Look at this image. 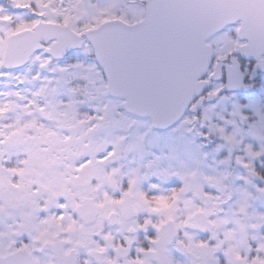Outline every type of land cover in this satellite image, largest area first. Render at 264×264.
<instances>
[{
  "label": "snow or ice",
  "instance_id": "snow-or-ice-1",
  "mask_svg": "<svg viewBox=\"0 0 264 264\" xmlns=\"http://www.w3.org/2000/svg\"><path fill=\"white\" fill-rule=\"evenodd\" d=\"M0 264H264V0H0Z\"/></svg>",
  "mask_w": 264,
  "mask_h": 264
}]
</instances>
